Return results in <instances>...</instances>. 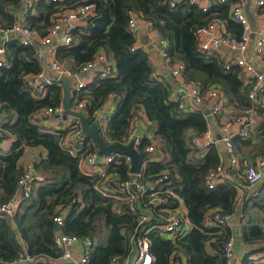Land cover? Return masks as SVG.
I'll list each match as a JSON object with an SVG mask.
<instances>
[{"label": "trees", "instance_id": "trees-1", "mask_svg": "<svg viewBox=\"0 0 264 264\" xmlns=\"http://www.w3.org/2000/svg\"><path fill=\"white\" fill-rule=\"evenodd\" d=\"M25 3L26 0H0V28L22 21L42 38L49 33L57 14L87 3L94 5L84 24L71 31V45L58 46L55 57L77 72L102 50L112 62L113 72L103 78L96 76L77 95L71 91L72 104L74 99L83 100L84 114L93 121L97 118L95 112L114 97L113 111L106 127L100 130L108 144H124L133 119L139 112L144 113L162 157L151 160L150 154L145 156L141 181L149 184L167 172V179L157 188L169 189L177 196L170 197L171 208L182 201L189 229L171 238L155 227L161 212L157 206L144 205L146 197L137 199L135 210L131 211L126 199L103 194L105 176L110 175L112 182L132 178L128 164L119 158L106 166L104 174H86L81 170L80 160L91 152L97 153V144L85 138L80 149L71 153L63 144L68 129H45L41 124L42 117L46 118L44 109L62 105V85L54 80L43 97H35L24 76L42 70L39 45H21L17 38L9 37L5 42L7 65L0 67V204L18 193L17 180L23 172L19 160L26 148L44 150L33 167L45 177L21 204L13 223L0 219V262L15 259L23 248L33 256L57 259L61 251L54 243L57 225L53 218L58 215L63 217L61 232L100 237L88 264L121 263L130 255L135 241L143 236L149 241L151 264H182L183 261L185 264H227L223 246L233 232L229 227L207 223L213 210L246 218L239 227L241 240L245 244L261 242L264 245V182L260 185V195H246L240 203L232 182L220 183L213 189L205 186L207 173L221 160L220 151L217 145H211L198 157L189 138L209 130L208 116L198 108L179 109L170 99L175 82L163 75L151 76L149 53L136 47L137 39L128 28L132 14L150 21L168 40L171 62L183 63L185 80L196 81L201 92L220 88L227 104L237 111L254 109L257 121L249 135L232 137L239 157L252 162L264 159V103H253L248 98L240 67L226 68L224 59L200 51L195 36L196 29L218 19L224 23L226 33L240 39L243 28L230 17V3L212 0L209 9L203 11L190 0L174 4L170 0H34L19 17ZM260 12L264 13V6ZM4 38L0 33V41ZM7 139L11 143L5 151L3 144ZM151 142L143 138L135 149L146 152ZM142 215L149 219L141 221ZM263 250L264 246L248 251L241 258V264H264L263 255L253 256Z\"/></svg>", "mask_w": 264, "mask_h": 264}, {"label": "built area", "instance_id": "built-area-1", "mask_svg": "<svg viewBox=\"0 0 264 264\" xmlns=\"http://www.w3.org/2000/svg\"><path fill=\"white\" fill-rule=\"evenodd\" d=\"M34 0H26L23 15L26 9H29ZM179 0H170L174 4ZM192 3L198 5L203 11H207L210 4H202L200 0H190ZM223 3H230V17L242 25L243 32L240 39H237L226 33L225 25L222 21L215 19L209 24L202 26L195 31L197 39V46L202 52H209L222 58V48L227 47L238 54L233 61L224 59L225 67L229 68L231 65L240 67L244 85L247 87L248 98L253 103H264V62L262 67L256 66L250 60H247L245 53L249 45L252 46V53L255 56H264V27H262L253 37H251V25L248 16L244 13L240 0H218ZM264 6V0H256L252 11L253 16H261V9ZM94 5L87 3L77 7L76 9L66 10L55 16V21L49 33L42 38H39L35 31L25 26L22 21H18L11 27L3 29L0 28V33L4 35V40L0 41V67L7 65L5 42L9 37L17 38L21 45H48L50 46L51 55L42 70L38 73L27 74L24 76V81L31 93L35 97H43L55 78L65 76L74 80L71 84V91L77 93L86 84L81 75L91 70H97L96 76L106 77L112 74L113 64L107 58L104 51H99L94 59L82 65L77 72L71 66L59 61L55 57L56 47L69 46L72 43L71 31L79 26V23L92 12ZM147 30V35L151 42L154 43L158 49L159 55L163 60L169 64V75L176 84L179 85V90H174L170 99L177 103L179 109L193 110L197 109L199 105L207 107L209 115L219 117L227 106V98L222 90L218 87H212L204 92L200 91L199 85L196 81L185 80L182 76L184 65L181 62H171L167 52L168 40L161 36L160 32L153 28L150 21L138 18L132 14L128 20L129 31L138 39L139 22ZM64 29L61 37L58 33ZM59 37V39H57ZM136 47L137 43H136ZM135 48V46L133 47ZM264 58V57H263ZM262 58V59H263ZM54 74L51 76L50 74ZM151 76L159 78L161 74L153 69ZM78 77V78H77ZM72 109L82 110L84 112V101L74 99ZM199 109V108H198ZM44 115L52 118L57 124L61 125L63 129H68L67 135L64 138L63 144L66 150L71 153H76L82 146L86 138L82 133V125L80 121L66 114L62 106L44 109ZM97 124L100 130L107 125L109 113H97ZM134 120V119H133ZM256 116L253 108L238 112L231 120L222 121L220 126V138L217 140L215 135L210 131H206L202 135L192 136L189 138V144L195 149L198 157H202L211 145H217L220 151L221 160L219 164L211 169L205 178V186L209 189L215 188L220 183L226 181L235 184L238 190L246 191V195L258 196L261 194L260 185L264 182V159L257 158L252 162L241 159L236 153L232 137L235 134H240L244 137L249 135V130L255 125ZM129 136L126 138L125 145L134 138V148L140 143V138L135 135L134 125ZM232 128H235L232 130ZM221 147V148H220ZM158 144L152 141L147 147V154L154 155L153 159L160 160L162 154L157 151ZM102 160L98 162V158ZM119 158L130 167L131 157L129 155H121L111 153L99 156L96 152H91L84 156L79 162L81 170L86 174L101 173L104 174L105 168L111 163H116ZM101 167L99 171H96ZM142 170L137 174H132V178L127 180L111 181L110 175L105 176V183H103V194L107 197L115 199H126L131 211L135 210L134 203L137 199L146 197L147 202L144 205L157 206L161 212L159 223L155 226L163 234L175 237L178 233H182L189 229V220L186 215L185 207L181 200L179 205L171 208L170 197H177L169 189L163 190L161 184L167 179V172H163L161 176L154 182L148 184L143 183L141 177ZM43 177L38 175L31 169H25L17 180L18 193L10 200L0 204V219H8L13 223V218L19 210L21 204L26 201L32 194L34 187L41 181ZM246 189V190H245ZM244 193V192H243ZM207 217L208 224H216L218 226L229 227L233 214H220L217 211H212ZM148 216L142 215L141 221H147ZM58 226H62L63 217L58 215L53 218ZM100 242L98 235L79 237L74 234H65L59 230L54 236V243L60 249L61 254L57 259H48L43 256H33L26 252L23 248L15 259L0 262V264H36L39 262L49 264H88L89 257L94 247ZM235 235L232 233L223 246V254L230 264L235 259L234 243ZM264 256V250L261 256ZM76 258V259H75ZM152 257L149 253V241L146 236L140 237L135 241V246L130 255L119 264H151ZM241 264V262H239ZM238 263V264H239ZM173 264H180L174 262ZM184 264V261L182 262Z\"/></svg>", "mask_w": 264, "mask_h": 264}, {"label": "crops", "instance_id": "crops-1", "mask_svg": "<svg viewBox=\"0 0 264 264\" xmlns=\"http://www.w3.org/2000/svg\"><path fill=\"white\" fill-rule=\"evenodd\" d=\"M200 1L202 4H211L212 0H200ZM255 1L256 0H240L244 13L247 16H248V14H250L252 16V18L255 20V25H256L257 31L254 32V34H256L262 27H264V13H263V15L258 16V17L252 15V11L254 8V2ZM18 14H19V17H22V15L20 13H18ZM84 22L85 21L83 20L82 22L79 23V25H83ZM138 22H139V24L141 23L140 20H138ZM63 31H64L63 28L59 31V33H58L59 37L62 36ZM59 37H57V39H59ZM137 46L149 53V61H150V64L152 65V67L155 71H158L161 75L165 76L167 79L172 80L169 73H168L169 64L161 58L156 45L151 42L150 38L147 35V30L141 24H140L139 30H138ZM252 46L253 45H249L248 50L245 53V57L247 58V60H250L256 66L262 67L263 62H264V58H263L264 56L263 57L255 56L254 53H252ZM56 49H57V47H56ZM51 50H50V46H48V45H42V44L39 45V56H40L41 64L43 67L46 64V62L49 60V57L51 55ZM237 55L238 54H236L235 51L230 50L227 47L222 48L223 59H229V60L233 61ZM96 72H97V70L96 71L91 70V71H88L85 74L81 75V77L86 83H90L95 78ZM50 75L54 76V74H50ZM71 81L74 82V80H72V79H71ZM173 89L178 91V89H176V83H175ZM201 107H204L205 110H207V107H205L203 105H199L198 108L200 109ZM113 108H114V97H110L105 102V104L101 107V109L98 112H95V114L96 113H102V112L111 114L113 111ZM238 112H240V111H237L235 108L231 107L230 104H227V106L225 107V109L223 110V112L220 114L219 117H213V116L208 115L209 130L215 136L220 135L221 132H220L219 124L222 121L231 120L232 117L235 114H237ZM256 121H257V118H256ZM41 124L48 131H55V130L56 131H59V130L64 131L65 130V129H63V127L61 125L57 124L52 118H49V117H46V118L42 117ZM132 125H134L135 135L137 137H139L140 139L148 138V139H151V141H154L153 140V128L151 127L150 123L146 119L143 112L138 113V115L134 118ZM234 129L235 128H232V130H234ZM66 135H67V132L65 133L64 138L66 137ZM10 143H11L10 139H7L4 141L3 149L5 151H8ZM43 154H44V150L41 148H26L24 150L22 157L19 160V166L21 167L22 170L31 169V170L35 171L38 175H40L41 177L44 178L45 177L44 174L41 173L40 171H36L33 167V163L35 161H37ZM153 156L149 155L150 159L151 160H157V159H153ZM98 159H99L98 162H100L102 160L100 157ZM100 168L101 167H98L96 169V171L94 170V172L99 171ZM237 191H238V196H239L238 199H239V203H240V200L244 196H246V194H243V192H244L243 190L237 189ZM245 220H246V218H240V214L233 215V217L231 219L230 229L233 232V234L235 235V242H234L235 243L234 244V253H235L234 259L235 260L232 261L230 264H238L239 262H241V258L243 257V255L245 253H247L248 251L258 249V248L264 246L261 242H259L258 244H245L241 240L240 233H239V227ZM253 254H254L253 256L255 258L261 256V253H259V252L253 253ZM184 264H185V262H184Z\"/></svg>", "mask_w": 264, "mask_h": 264}, {"label": "water", "instance_id": "water-1", "mask_svg": "<svg viewBox=\"0 0 264 264\" xmlns=\"http://www.w3.org/2000/svg\"><path fill=\"white\" fill-rule=\"evenodd\" d=\"M248 18L251 25V37H253L254 32L257 31L255 20L252 18L250 14H248ZM56 81L60 82L62 85L63 90V97H62V108L63 111L71 115L75 118H77L81 125H82V133L83 135L91 139L97 144V154L99 156L101 155H107L111 153H117L121 155H129L131 157V164L129 167V172L131 174H137L142 170L143 167V160L145 156L147 155L146 152H138L134 148V138H132L127 145L125 144H115V143H106L104 139L101 137L100 129L98 127L97 121H89V119L85 116L84 112L82 110H74L72 109V93H71V79L65 77V76H59L55 78ZM176 89H178L180 92L181 89L179 88V85L176 84ZM203 113L208 116L209 111L205 110L204 107L200 108ZM215 138L218 140L220 138L219 135L215 136ZM61 227L56 226V229L59 230Z\"/></svg>", "mask_w": 264, "mask_h": 264}, {"label": "rangeland", "instance_id": "rangeland-1", "mask_svg": "<svg viewBox=\"0 0 264 264\" xmlns=\"http://www.w3.org/2000/svg\"><path fill=\"white\" fill-rule=\"evenodd\" d=\"M8 149V148H7Z\"/></svg>", "mask_w": 264, "mask_h": 264}]
</instances>
